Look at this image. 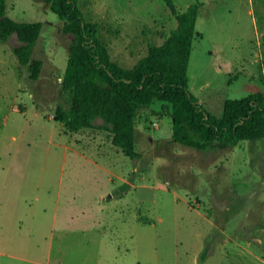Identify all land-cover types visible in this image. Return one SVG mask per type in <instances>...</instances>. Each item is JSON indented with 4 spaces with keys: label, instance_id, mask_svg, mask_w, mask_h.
I'll return each instance as SVG.
<instances>
[{
    "label": "rangeland",
    "instance_id": "374dc122",
    "mask_svg": "<svg viewBox=\"0 0 264 264\" xmlns=\"http://www.w3.org/2000/svg\"><path fill=\"white\" fill-rule=\"evenodd\" d=\"M202 2L189 87L222 116L225 101L264 91V0ZM113 60L133 67L176 16L165 0H78ZM42 21L30 77L0 42V264H264V138L199 149L172 140L158 98L137 118V158L101 128L55 119L72 33L43 0H7ZM102 123V118L96 119Z\"/></svg>",
    "mask_w": 264,
    "mask_h": 264
},
{
    "label": "trees",
    "instance_id": "16d2710c",
    "mask_svg": "<svg viewBox=\"0 0 264 264\" xmlns=\"http://www.w3.org/2000/svg\"><path fill=\"white\" fill-rule=\"evenodd\" d=\"M43 1L62 19V31L73 34L61 81L65 96L55 113L67 131L106 129L114 145L137 158V118L158 98L164 102L163 111L172 115L175 142L206 149L216 142L235 146L244 139L264 138V91L227 99L223 115L216 116L190 90L188 70L202 2L178 10L174 0H165L177 26L164 43H151L148 54L128 68L113 60L98 22L85 17L78 0ZM42 28V21L10 17L7 0H0V42L18 37L13 52L21 65L28 66L32 79H38L43 69L42 60L33 58ZM99 117L102 123L96 122Z\"/></svg>",
    "mask_w": 264,
    "mask_h": 264
}]
</instances>
